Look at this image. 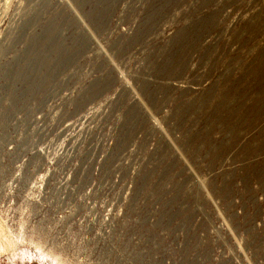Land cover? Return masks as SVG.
<instances>
[{
	"label": "rangeland",
	"instance_id": "1",
	"mask_svg": "<svg viewBox=\"0 0 264 264\" xmlns=\"http://www.w3.org/2000/svg\"><path fill=\"white\" fill-rule=\"evenodd\" d=\"M170 228L172 263L264 264V0H0V264H144Z\"/></svg>",
	"mask_w": 264,
	"mask_h": 264
},
{
	"label": "built area",
	"instance_id": "2",
	"mask_svg": "<svg viewBox=\"0 0 264 264\" xmlns=\"http://www.w3.org/2000/svg\"><path fill=\"white\" fill-rule=\"evenodd\" d=\"M118 177L115 176V179H114V185L115 187H113V190H114V195L116 196L118 193L121 197V203L119 206H117L115 209H114V212H113V218L114 219H117L119 216H121L123 213L124 214H127V211L128 210H131L132 206L131 204H127V200L126 198L129 196L130 194V188H127L126 191H124L123 189V179L121 180H118L117 179ZM70 181H67V180H64V183L63 185H61V188L63 187V189L57 191V192H53L54 193V196H55V202H64L65 199H66V196H67V191L66 189L68 188V184H69ZM36 184L35 185H32L31 188L33 191H36L38 188H40L41 186L37 183V181L35 182ZM97 186V182L96 181H93L91 182V186L86 189L85 188V191L83 190V193L81 195V197H85L86 196V193L88 195V193L91 191V190H94V188ZM91 193V192H90ZM94 195H97L96 192H93ZM114 196V197H115ZM80 200L82 201V199L80 198ZM151 204V200L146 202L145 203V206H143V211H142V214L139 215L138 218H141L142 220H145L147 223H149L152 219V216L154 215L153 213L151 214L150 211L148 210V207L149 205ZM152 215V216H151ZM156 231H153L152 233H155ZM140 235H143L144 237H146V239H143L142 240V245H143V250L144 252L146 253V260H145V263L144 264H150L149 262H151V258L148 254L149 251H153V252H163L162 253V264H183L182 261L181 263H178V262H170L169 259H167V257H170L169 255H174V254H180L182 255V252H183V248L181 246V241L177 239V232L176 230H172L171 228L169 229L168 231V235H169V244H168V247H165V246H155L156 242L153 240V239H150L149 242L147 243V238L149 237V234L148 233H144V232H139ZM174 234V238H172V235ZM132 236H133V232H132ZM129 252H134L136 250H132L129 248L128 250ZM139 252V251H138ZM140 253V252H139ZM133 254L131 256V262L134 263V259H133ZM164 258V259H163ZM189 259H186L185 258V264H195V260H194V257L192 254L189 255ZM129 264H131L129 262ZM137 264H142L141 263V255L139 256L138 258V261H137ZM198 264H215L214 262H200Z\"/></svg>",
	"mask_w": 264,
	"mask_h": 264
},
{
	"label": "bare ground",
	"instance_id": "3",
	"mask_svg": "<svg viewBox=\"0 0 264 264\" xmlns=\"http://www.w3.org/2000/svg\"><path fill=\"white\" fill-rule=\"evenodd\" d=\"M91 111H92V110H91ZM35 184H36V183L34 182L32 185H35ZM32 185H31V186H32Z\"/></svg>",
	"mask_w": 264,
	"mask_h": 264
}]
</instances>
